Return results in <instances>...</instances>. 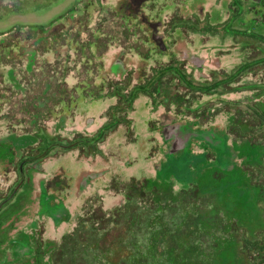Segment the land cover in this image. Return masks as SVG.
<instances>
[{
  "label": "flooded vegetation",
  "instance_id": "1",
  "mask_svg": "<svg viewBox=\"0 0 264 264\" xmlns=\"http://www.w3.org/2000/svg\"><path fill=\"white\" fill-rule=\"evenodd\" d=\"M85 1L75 4L70 13L76 12L82 4L83 11L94 6L92 0ZM252 1L260 5L264 3L263 0ZM151 2L152 0H121L118 9L125 12L126 17L122 25L124 28L117 26L113 36H108L103 26L98 25L95 31L99 37L92 35L90 38L87 36L88 39L83 38L85 26L91 30L90 22L88 19L81 22V18L77 19L76 16L71 20L70 17L74 14L63 16L47 27L41 26L45 28L44 33L32 35L30 42L25 41L26 31L20 27L0 34V41L7 43L13 31L19 28L21 33L19 38L13 40L12 49L16 57L2 55L0 58V120H6L9 116L3 112L6 101L17 104L19 99L17 107L22 114L13 119L16 121L26 117L24 122H28L36 132L34 136L0 135V148L9 147V155L12 156L9 162H6V156L0 159V170L5 173L19 171L23 178L29 164L46 161L42 164L43 170L36 171L37 176L41 175L43 180L49 182L45 186L40 185L39 216L50 218L57 226L70 222V210L62 202V197L71 187L68 173L63 168L47 173V164L72 158L76 163L87 161L96 165V160L101 156L108 161L111 150V147L106 149L108 139L121 126L127 128L126 143L136 141L132 115L137 103L141 101L152 116L147 120V137L148 154L153 160V176L121 180L117 175L106 188L107 195L115 198L113 208H104V196L99 193L86 198L80 215L63 238L74 232L81 221L87 219H110L106 230H118L114 228L113 222L126 212L132 224L128 237L129 252L126 255L129 257V264H150L151 256L156 255L157 250L160 251L157 260L163 264L169 257L166 256L165 248H180L179 242H164L166 230L169 228L170 233L174 234V223L180 217L178 214H183V206L190 205L195 208L200 203L205 208L202 211L203 218L211 225L216 223L217 227L212 226L213 229L218 228L224 233V237L231 239L234 244L219 264H244L240 256L248 249L247 245L254 244L255 240L259 243L263 241L261 233H264V150L261 149L264 148V119L261 117L264 104L261 106V116H257L259 124L257 118L253 121L244 118L241 110L232 112L226 133L213 125L202 128L203 125L199 121L201 116L192 117L199 122L195 126L197 122L194 120L181 122L180 115L165 114L167 109L183 114L188 107L189 104L184 102L182 93L186 88L181 84L187 85L191 91H197L202 96L208 94L203 92L204 88L195 87L177 63L165 68L154 67L148 72L147 60L151 54H141L140 43L146 46L151 42L159 49L160 54H167L170 47L166 40L174 37L177 53L182 56L183 61H187L197 70H202L205 59L190 53L189 48L182 44L180 34L167 38L160 32L172 18L152 17L151 13L147 12ZM177 20L182 21V18ZM174 23H171V29ZM36 28L33 27L32 30L36 31ZM92 32L94 31L91 30ZM116 35L119 40L113 41L112 38ZM261 39L264 40V37ZM3 51L7 52L6 47ZM132 57L141 61L137 70L131 69L128 64L127 59ZM108 59L110 63L106 65L105 61ZM220 66L217 61L216 67ZM6 75L14 84L6 82ZM18 92L22 95L24 92L25 97H17L15 93ZM99 100L107 101V108L96 118L86 115L81 121L78 117L80 103H94ZM158 103L160 105L157 106ZM56 117L60 118L58 129H71V136H63L62 140L58 141L59 138H55L57 136L48 134L49 140H45V125L53 122ZM97 119L101 123L92 131ZM18 123L22 127L20 124L23 121L19 120ZM154 147L163 160L155 159L157 153L154 152ZM29 148L34 149L32 151L35 154L24 158V153H27ZM196 148L201 151L196 152ZM51 155L54 157H50ZM122 163L133 165L134 161L123 160ZM87 168L82 170L78 177L77 187L80 193L93 186V181L105 173L116 172L107 165ZM254 171H258L257 177L254 176ZM243 176L248 180L247 183L243 182ZM171 177L183 184L176 194L166 184ZM23 179L19 185L23 184ZM248 186L254 189L252 193L248 192L251 190ZM17 189L9 199L16 195ZM22 196L20 195L19 202L25 201V195ZM192 202L194 205L190 204ZM2 205L4 206L1 204L0 208ZM62 209L66 211L68 218L64 216L57 223L56 217ZM135 214L144 216L134 219ZM151 215L152 222L150 219L147 221L145 216L151 218ZM194 216H197L196 213ZM28 235L15 241L14 253L20 242L32 244L33 238ZM247 236H253L254 241L247 243ZM116 250L117 248L111 251L110 256L108 252L102 256L117 264L119 261L114 259ZM33 252L34 250L30 255Z\"/></svg>",
  "mask_w": 264,
  "mask_h": 264
},
{
  "label": "rangeland",
  "instance_id": "2",
  "mask_svg": "<svg viewBox=\"0 0 264 264\" xmlns=\"http://www.w3.org/2000/svg\"><path fill=\"white\" fill-rule=\"evenodd\" d=\"M82 1L1 0L0 34L10 32L17 27L23 28L26 32L29 27H47L57 19L66 15L69 17L72 14L74 15L70 17L71 20L76 16L77 19L81 18V22L87 19L90 22L89 26L94 32L91 33V30L85 26V31L82 32V37L85 39L87 36L88 38L92 35L100 36L95 31L98 25L103 26L108 36L116 34L115 29L117 26L124 28L122 25L123 19L126 17L125 12L118 9L121 0H92L94 6L90 9L87 8L88 10L83 11L84 4H82L76 12L70 13L73 6ZM156 6L158 7L156 8ZM147 8V12L151 13V16L156 19L172 18L170 22L165 20L168 23H166L164 28L160 29L163 35L168 38L171 35L180 34L182 44H185L187 49L189 48L190 53L205 59V65L202 70H197L187 61H183L182 56L177 53V43L174 37L166 40L170 47V51L167 54H160L159 49L151 42H148L146 46L140 43L139 52L145 56H149V52L151 54L150 59L147 60L148 66L146 70L148 72L150 69L152 71L154 67L165 68L167 65L172 66L177 63L184 70L189 81L195 87L204 88V91H202L208 94L202 96L197 91H191L187 85L181 84L182 87L186 88L182 93L184 94V102L187 105L189 104L188 107L185 112L183 111V114H177L175 111L168 109L165 114L180 115L179 119L181 122L194 120L197 122L195 126L199 122L193 119L195 118L194 116H201L202 118L199 121L203 125L202 128L213 125L223 132L227 130L230 115L235 110H241L244 118L249 121H253L256 118L258 121L257 116H261V106L264 104V40L261 39V37H264V3L260 5L252 0H152ZM159 8L161 10H158ZM165 14L167 15L164 16ZM178 18H182V21H176ZM171 23H174L172 29L170 28ZM145 33L147 34V31ZM112 40H119V36L116 35ZM127 60L133 70H137L141 65H138L141 61L137 57ZM217 61L221 65L219 68L216 67ZM105 62L108 65L110 60L108 59ZM18 72L20 73V70ZM11 81L6 75V82L14 84ZM22 93L23 95L20 92L15 94L23 99L25 93ZM18 100L17 104L6 101L4 105L3 112L9 116L6 120H0V135L2 137L11 134L13 136H34L36 134L35 129L28 122H24L26 117L19 119L23 121L20 125L24 129L19 126V120L16 119L15 121L13 119L22 114L17 107ZM158 105L160 104L158 103ZM107 106L108 102L102 100L94 103L81 102L78 108V117H80L81 121L86 115H92L96 118ZM151 117L150 113L143 107V103L139 101L132 115L136 141L130 144L129 142L126 143L127 128L121 126L108 139L106 149L111 147L108 161L101 156L96 160V165L87 161L76 163L72 158H64L47 164V173L63 168L69 176L71 187L68 193L62 197V202L68 206L72 219L63 225L57 226L50 218L39 216V211L41 210L40 185L44 184L45 186L49 182L43 180L41 175L37 176L36 171L43 170L42 164L46 161L29 164L26 168L24 179L20 176L19 171L16 173H11L10 171L5 173L0 170V205L4 204L0 208V264H51L50 254L55 249L54 246L59 245L63 235L72 228V224L75 223L81 213L82 205L86 198L99 193L104 196V208L110 210L116 201L114 197L107 195L106 188L113 178L117 175L121 180H127L130 177H152L154 172L152 168L153 160L148 154L149 142L147 137V120ZM261 118L264 119V113ZM59 121L60 118L56 117L53 122L51 121L45 125V140L48 139V134L57 136L55 138H59L58 141L62 140L63 136H71V129L66 128L63 131L58 129ZM100 123L101 121L97 119L92 131ZM151 123L152 125L154 124V122ZM252 124L254 125L255 123L252 122ZM157 142L159 143L160 141ZM28 150H26L27 153H24V158L25 156L27 158L33 155L34 151L32 150L34 149L29 148ZM261 150H264V148ZM195 151L199 152L201 149L196 148ZM154 152L157 153L156 148ZM9 153V147L0 148V159L6 156V162L11 161L12 156ZM157 154L155 159L159 160L161 158L163 160L162 155ZM50 157H54V155ZM152 157H154L153 153ZM123 160H132L134 164L124 165L122 163ZM102 165H107L112 171L116 172L105 173L93 181V186H89L87 190L80 193L77 187L80 172L88 169L87 167ZM257 174L258 171H254L255 177H257ZM61 177L63 178V176ZM21 178L24 182L19 185L22 182ZM243 178V182L247 183L248 180L244 176ZM166 184L171 187L170 189L175 194L183 187V184L173 177L168 179ZM249 188L251 190H248V192L252 193L254 189L252 187ZM15 189L18 190L16 195L9 199ZM20 195H25V201L19 202ZM190 204L194 205L193 202ZM202 206L203 204L199 203V207L203 208ZM262 208H264V202ZM178 215L181 216L182 214ZM197 216H192L190 219L186 217L187 221L182 227L175 228L172 238L179 242L180 246H183L187 239L200 237L199 246L197 244L194 246L197 250L202 248L203 251L209 252L208 236L204 234L200 236L201 229L198 230L199 225L202 224L201 221L204 219L202 210L199 213L200 217ZM212 226L215 227L216 223ZM28 234L33 238L30 246L34 252L32 255L29 254L22 258H17L14 253V243ZM247 237V243L250 240L254 241L253 237ZM141 238L142 236L139 237V239ZM261 238L264 239V233H261ZM116 252L114 259L118 261L128 255L124 248L119 249L117 247ZM261 263L262 261L258 262V264ZM163 264L170 263L166 262Z\"/></svg>",
  "mask_w": 264,
  "mask_h": 264
},
{
  "label": "trees",
  "instance_id": "3",
  "mask_svg": "<svg viewBox=\"0 0 264 264\" xmlns=\"http://www.w3.org/2000/svg\"><path fill=\"white\" fill-rule=\"evenodd\" d=\"M32 29V27H29L25 33L27 36L25 39L26 42L31 41L32 35L35 36L37 33H44L45 31V28L43 27H37L36 31H33ZM11 34L12 35L8 37L7 43H5L4 40L0 41V58L2 55L16 57L12 47L14 46L13 40L15 41V39L19 38L21 35L19 28L16 31H13ZM4 47L7 49V52L5 53L3 51ZM25 50L26 49H23V51ZM178 210H180L179 206ZM201 210L204 211V208H199V205L195 208H191L190 205L183 206L181 211H183L184 214L176 219L174 227H182L187 221L186 217H188V219H190L192 216L196 217L194 216L195 213L198 215V217H200L201 215L199 216V213ZM100 214L102 217L104 216L103 213L100 212ZM143 216L144 215L135 214L134 219H139ZM150 217L151 218L145 216V219H147V221L150 219L152 222V215ZM109 222L110 219L101 220L99 218L81 221L74 232L66 235L59 245L54 246L55 249L50 254L51 264H113L102 255L103 253L108 252V256H110L112 253L111 251L117 247L119 249L124 248L126 249L127 253L129 252L128 237L130 236L129 231L132 224L126 212L122 215H119L118 220L113 222V226H115L114 228H118V230H106V228L109 226ZM201 223L202 224L199 225L198 230L201 229L200 236H202V234L208 236L210 251L205 252L202 250V248L197 250L194 245H198V243L201 241L200 237L197 239H193L191 237L187 239V242L183 246H180V248L176 250L165 248V252L167 253L166 256H169L166 262H169L170 264L220 263V260L228 251H230L229 248L233 247L234 244L231 239L225 238L224 233L218 230V228L213 229L212 225L208 223L207 219H203ZM168 229L164 235V242L166 244H169L170 242L177 243L176 240H173V234H171ZM212 231H214V233H212ZM232 237L233 235L231 234L230 238ZM247 247L248 249L245 250L242 256H240L241 260L244 261V264H258L259 261H262L261 264H264V239L261 241V243L255 240L254 244L247 245ZM235 253H237V251H235ZM158 255H160V251L157 250L156 255L151 256L150 264H161L160 261L157 260L159 259ZM128 259L129 257L126 256V258L124 257L123 259H120L117 264H129Z\"/></svg>",
  "mask_w": 264,
  "mask_h": 264
},
{
  "label": "water",
  "instance_id": "4",
  "mask_svg": "<svg viewBox=\"0 0 264 264\" xmlns=\"http://www.w3.org/2000/svg\"><path fill=\"white\" fill-rule=\"evenodd\" d=\"M66 216V218H68V214L66 213V211H62L60 212V214L58 215V217H56L57 223H59L62 218ZM15 253L17 255V258H22L26 255H29L32 253V248L29 244V242L26 241H22L19 243L18 247L15 249Z\"/></svg>",
  "mask_w": 264,
  "mask_h": 264
}]
</instances>
